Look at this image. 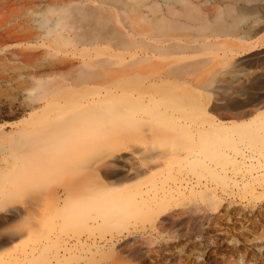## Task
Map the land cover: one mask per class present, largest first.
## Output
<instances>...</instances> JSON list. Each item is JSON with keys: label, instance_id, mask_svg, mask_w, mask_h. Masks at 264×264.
I'll use <instances>...</instances> for the list:
<instances>
[{"label": "rangeland", "instance_id": "rangeland-1", "mask_svg": "<svg viewBox=\"0 0 264 264\" xmlns=\"http://www.w3.org/2000/svg\"><path fill=\"white\" fill-rule=\"evenodd\" d=\"M99 15L88 21L101 23L92 34L106 41L81 43L79 22L59 51L48 46L60 39L55 32L29 42L0 32V163L7 164L0 264H142L145 257L124 250L133 243L163 250L148 258L152 264H264V0H107ZM11 16L7 24L16 22ZM216 17L222 33L214 32ZM117 41L124 45H110ZM90 48L105 50L103 66L93 49V58L85 53ZM21 50L40 55L41 68L32 62L44 74L11 56ZM19 64L33 75H19ZM86 69L104 72H94L100 77L89 89L84 79V87L69 88ZM37 79L47 82L43 88ZM35 93L41 96L33 101ZM88 98L90 116L104 112V125L84 126L88 112L79 103ZM44 111L48 117L25 124L28 132L11 134ZM242 127L252 134H240ZM84 173L90 193H82L81 207L65 210L67 193H81ZM191 221L215 227L203 234L188 228ZM208 236L234 254L208 260Z\"/></svg>", "mask_w": 264, "mask_h": 264}, {"label": "bare ground", "instance_id": "bare-ground-1", "mask_svg": "<svg viewBox=\"0 0 264 264\" xmlns=\"http://www.w3.org/2000/svg\"><path fill=\"white\" fill-rule=\"evenodd\" d=\"M70 2H71V0H7V1L0 0V12L4 13V17L2 19H0V32L4 33L3 36H4L5 39L6 38H15V39H18V40H22V41L24 40V41H28V42L34 40L38 35H41L43 33L48 34V33H51V32H55V33H58L60 35V39H58L56 41H53V43L48 44V46L49 47L51 46V48L52 47L55 48L54 51L56 49H57V51H59L58 48H56V47H58L60 45V42H66V41H68L71 38V36L68 35V33L71 32L70 28L73 26V24H78L80 22L81 25H79V26H75L74 25V29H77L78 27H83L82 29L85 28L82 32H79V34H77V37H76L81 43H83V44H85V43L93 44L94 42H98V41H106L108 38L106 37L105 34H102V35H99V34L94 35V34H92V30L91 29L94 28V30H98L99 31V28L97 27V24L98 23L101 24V23L100 22L92 23L91 21H88V18L89 17H94V18L100 17L101 15H99V14L103 12V9L105 8V3H107V0H100L99 1V7H89V6H83V5L71 6V5H69ZM114 3L115 2H112V4H114ZM125 4H127V2H124V5ZM46 13H49V15H46ZM10 15H12L11 17L13 19H16V22H13L11 24H7L8 20L10 19L9 18ZM189 20H191V19H185L183 22H187ZM213 22H214V32L215 33H222V28L219 26L220 25V20L218 19V17H216ZM86 27H88V29ZM89 29L91 30V32H89L90 31ZM226 32L229 33V34H232L233 33V29L231 27L227 26L226 27ZM135 33H137V34H145L144 32L138 31L136 29H135ZM117 34H120V33L117 32ZM95 36H97L98 38L95 39ZM147 36H150V38L156 37V35L151 33V32L148 33ZM110 45L114 46L115 48H119V47L123 46L124 43H122L121 41H117L115 43H110ZM254 45H255V43H252L250 46H254ZM148 47L151 49V51H153V50L157 51L158 48H159V46L155 42H151V41H149ZM170 47H171V45H168L166 48L163 47V49H166L167 51H169ZM174 47L175 48H183L184 46H174ZM60 48L62 49L63 47L61 46V47H59V49ZM92 49L93 48L88 49L85 53H89L91 55V57L93 55H94L95 58L97 57L94 60L95 63H97V64L100 63L103 66L105 64V62H106L105 60L107 59V57H104L105 56L104 55V53H105L104 51L105 50L104 49H93V52L95 51V54H93V53H91ZM37 54L38 53H35V52L32 53V52H29V51L21 50L19 52L13 51L11 56L13 58L14 57L15 58L20 57L21 59L23 58V61H24V65L23 66L25 67V65H29V67H30V64H31L30 62H32V59L36 58V61H33V62L36 63L37 60H38L37 57L40 58V55L38 54L39 55L38 56ZM81 55H85V54H81ZM102 55H104V56H102ZM98 56H100V59H98ZM87 58H89V60H87V61H90V56H87ZM25 59H26V61H25ZM28 59H31V60L27 61ZM38 61L40 62L41 60L39 59ZM87 61L84 62V63H86L85 66H87ZM94 61L92 59L93 63H94ZM26 62H29V64H27ZM33 62L31 64V66L33 65ZM39 62H37V63H39ZM92 64L90 62V64H88V65H92ZM35 65H33L32 67H35ZM42 65L43 64H41V62H40V66L38 64V68L39 67L41 68ZM101 65H99V66H101ZM16 66H17L16 67L17 70L16 69H14V70L18 71L19 75H22V77L24 78V76H23L24 74L23 73L27 72V70L22 69L23 71H20L19 67H21L22 65L19 64V65H16ZM93 66H91V67H93ZM25 68H27V67H25ZM38 68H36V70L34 72L35 75L39 74L42 71V69L40 71ZM87 69L89 71L91 70V69H89V66L87 67ZM87 69L85 70V72H88V74H85L84 72H82L83 74L79 75V77L78 76L75 77L76 82H74L75 80L72 77L73 79H72V81H70V83L71 84H72V82L74 84H77V82L78 83H80V82L83 83V79H84V82H85V80L87 82L86 83L87 84V89H89L88 88V83L94 82L95 80H98V78L100 77L99 76L100 74L99 75L98 74H94V72H96L99 69H97L96 71L92 70L91 72L87 71ZM101 71L104 72L103 70H101ZM101 71H100V73H101ZM29 72H27V73L29 74ZM18 73H17V75H18ZM27 73L25 75H27ZM42 74H44V73H42ZM32 75L33 74H31V75L29 74L28 76H32ZM77 78H80V79H77ZM93 78H95L94 81H93ZM103 78L104 77H102V79ZM36 82H37L36 84L42 85V88H43V84L47 83L46 82V83L41 84L42 82H45V80L41 81V80H38V79L36 80ZM51 82H53V81L51 80ZM48 83H49V81H48ZM53 83H52V85L50 87L52 88V86H54L53 88H56L57 83L55 85ZM82 83L81 84H77V86L78 87H79V85L81 86ZM103 83L104 82H102L101 84H103ZM71 84L69 85L68 82H67L66 85H69V88H70L71 86L72 87L74 86V84H72V85ZM66 85H64V86L67 87ZM84 85H85V83H83L82 87H84ZM36 86L34 87V89L36 88ZM60 87H62L61 84H60ZM38 88H41V87H38ZM38 88H36V89H38ZM45 88L47 89V87H45ZM45 88H44V91L43 90L41 91V89H39V91H41L43 93V92L46 91ZM69 88L67 90H69ZM48 89H50V88L48 87ZM56 89H55V91H56ZM36 92H38V91H36ZM38 93L34 94V96H33L34 98H32L33 101H35L34 99H36V98L39 99V96H41L40 94L38 95ZM101 93H102V90H100V94ZM35 96H36V98H35ZM44 97H47V96H44V94H43V98ZM79 102H81V101H79ZM79 104L78 105L80 107H82V111L84 110V111L88 112V121H86V122L84 121V126L92 125L91 128H93L94 127L93 123L99 124L100 126L104 125L106 123V122L100 121V119L106 120V115L105 116H101V114H104V112H101L99 114V116H97V117L93 116V118H92L90 116L91 113L89 112L90 111V109H89V104H90L89 103V98L86 99V100H83ZM45 105L43 106L44 109L46 108ZM50 105H52V104H50ZM48 108H50V110H51V107L48 106ZM45 110H47V109H45ZM48 111H49V109H48ZM46 114H48V113L45 112V111L44 112L35 113L34 116L33 115L30 116V119H26L25 121H23L22 125L19 128H17L15 131L11 132V134L28 132L29 129H28V127L25 124L26 123L30 124V122H32V120H35L36 118H38L40 116H43V115H46ZM51 115L49 117H51ZM55 116H57V115H54V117ZM59 116H60V114H59ZM85 116H87V115H85ZM78 117H79V115H78ZM47 119L50 120V118H46V120ZM43 121H44L43 123H45V119ZM51 121H49L50 123L47 122L46 125L48 123L51 124ZM237 129L239 130L240 134L245 135L247 137H248V133L252 134L251 133V129H249V128H243L242 127V128H237ZM53 137H55V136H52V138ZM91 138H92V136H91ZM60 140H63V139L62 138L60 139V138L56 137V139H52L51 141L58 142ZM100 163L103 164V161H101ZM6 166H7V164L6 165L5 164L1 165V163H0V172H2L4 170V167H6ZM83 167H86V166H83ZM92 168H93V164H89L88 165V171H89L88 173L90 174V177L92 176ZM82 170H84V169L82 168ZM83 172H85V171H83ZM101 172L104 173V169L103 168H101ZM88 175L85 174L84 175L85 177L82 176L83 178H85L82 183L78 182L80 184L79 188H80V191H81V193H79V195L75 194L74 192H68L67 193V198L65 199V201L63 203V206H64L65 210L78 209L79 207L82 206V202H81L82 193L85 194V195H88L90 193L92 187H93L91 185L90 179H88V178H90ZM82 177H79V178H82ZM73 178L76 179L74 176H73ZM81 181H82V179H81ZM70 182H72V181H70ZM73 183L75 184V182H73ZM78 183L76 182L77 185H78ZM55 199L56 198H54V200L50 203L51 205H55L57 203ZM131 207H134V205H131ZM191 222L197 224V226L195 224L193 226V225H191L192 223H188V228H191V229L198 228L200 230V233H203V234H204V231H208V233H209L210 231H212L213 227H215V226H213V223H212V222H215V221L209 222L206 227H204V225H202L203 223H200V222L196 223L195 221H191ZM172 224L176 225V221H173ZM208 237L209 238L206 239V242H208V244H204V246L202 247V253L208 258V260L211 261L212 259L217 257L218 254H223V253H226V254H229V255L234 254L233 250H228L225 247L223 248V246L222 245H218L217 241H215L214 239L211 241V243H209V240L212 239L211 238L212 236H208ZM186 248L189 251L194 250V245L192 244V242L189 241V243L186 244ZM124 250H126L129 254H132L133 256H137L139 258L145 257L146 259L143 260L142 264H152L151 262H149L148 258L150 256H154L152 254L153 252L156 251L158 253V256L159 255L162 256V253H163V250L162 251L154 250L153 245H150V244L147 246L146 250H142L135 243L130 244V245H126L124 247ZM164 255H165V253H164ZM157 262H159V260ZM162 263H163V261H162ZM181 263L182 264H194L195 262L192 261L191 259H186V260L183 259ZM212 263H214V264H227L225 261H213ZM200 264H203V263H200Z\"/></svg>", "mask_w": 264, "mask_h": 264}]
</instances>
